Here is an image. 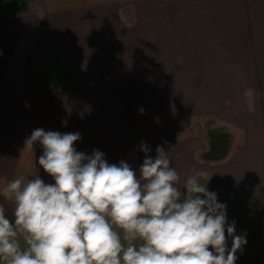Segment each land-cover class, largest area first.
Masks as SVG:
<instances>
[{"label":"crops","instance_id":"crops-1","mask_svg":"<svg viewBox=\"0 0 264 264\" xmlns=\"http://www.w3.org/2000/svg\"><path fill=\"white\" fill-rule=\"evenodd\" d=\"M38 128L137 177L142 146L181 184L207 171L247 240L235 264H264V0H0V187L55 183L25 148Z\"/></svg>","mask_w":264,"mask_h":264},{"label":"clouds","instance_id":"clouds-1","mask_svg":"<svg viewBox=\"0 0 264 264\" xmlns=\"http://www.w3.org/2000/svg\"><path fill=\"white\" fill-rule=\"evenodd\" d=\"M80 139L38 128L25 140L43 147L38 163L55 183L21 176L0 187L14 204V222L0 204V264H235L247 240L207 189L212 175L193 169L181 184L163 147L152 158L142 146L137 177L125 161L78 152Z\"/></svg>","mask_w":264,"mask_h":264},{"label":"rangeland","instance_id":"rangeland-1","mask_svg":"<svg viewBox=\"0 0 264 264\" xmlns=\"http://www.w3.org/2000/svg\"><path fill=\"white\" fill-rule=\"evenodd\" d=\"M7 1H9V2H11V3H18V4H22V3H24V0H7ZM69 64H66V65H64V67L65 68H67V69H69ZM60 71V73H61V71H62V68H57L56 70H55V73H56V75H57V73ZM64 71H65V69H64Z\"/></svg>","mask_w":264,"mask_h":264}]
</instances>
